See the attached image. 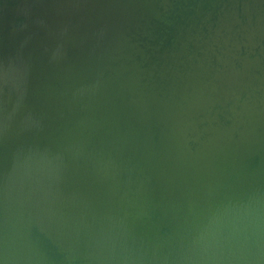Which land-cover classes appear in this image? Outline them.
Here are the masks:
<instances>
[{
  "label": "water",
  "instance_id": "water-1",
  "mask_svg": "<svg viewBox=\"0 0 264 264\" xmlns=\"http://www.w3.org/2000/svg\"><path fill=\"white\" fill-rule=\"evenodd\" d=\"M262 55L264 0H0L3 264H82L85 232L109 209L135 219L133 255L175 264L186 217L264 200V116L225 95L236 69ZM188 70L215 88L197 131L101 182L90 160L125 133L134 84ZM44 151L71 161L58 183L17 172L18 160Z\"/></svg>",
  "mask_w": 264,
  "mask_h": 264
},
{
  "label": "clouds",
  "instance_id": "clouds-1",
  "mask_svg": "<svg viewBox=\"0 0 264 264\" xmlns=\"http://www.w3.org/2000/svg\"><path fill=\"white\" fill-rule=\"evenodd\" d=\"M236 71L242 74L241 79L229 84L226 98L231 94L243 112L264 116V55L246 70ZM210 84L204 73L193 70L176 74L166 84H134L124 113L125 133L108 142L107 155L102 146L90 160L97 178L103 182L116 171L130 175L134 169L142 170L158 153L178 150L189 134L197 131L201 113L210 111L216 102L215 88ZM100 86L98 81L93 94ZM70 164L59 152H30L17 161L16 169L28 179L51 185L64 178ZM135 231V219L129 221L127 213L121 216L113 209L102 211L85 232L82 264H157L138 252L133 255L130 242L135 241ZM177 235L184 254L175 264H256L264 259V200L250 197L247 201L228 200L206 206L198 215L186 217ZM7 247L0 208V255Z\"/></svg>",
  "mask_w": 264,
  "mask_h": 264
}]
</instances>
